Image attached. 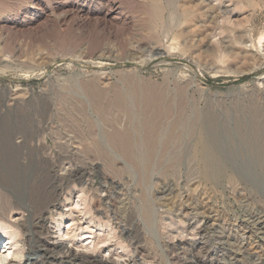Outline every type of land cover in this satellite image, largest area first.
<instances>
[{"label": "rangeland", "instance_id": "374dc122", "mask_svg": "<svg viewBox=\"0 0 264 264\" xmlns=\"http://www.w3.org/2000/svg\"><path fill=\"white\" fill-rule=\"evenodd\" d=\"M200 1L0 0V211L23 222L63 184L69 235L50 210L42 240L77 253L46 255L29 231L26 258L4 264H264V0ZM118 91L172 110L149 165L110 145L114 127L143 124L139 104L114 106ZM178 114L191 129L165 145ZM197 139L221 174L195 158ZM70 169L85 178L53 180Z\"/></svg>", "mask_w": 264, "mask_h": 264}, {"label": "bare ground", "instance_id": "6f19581e", "mask_svg": "<svg viewBox=\"0 0 264 264\" xmlns=\"http://www.w3.org/2000/svg\"><path fill=\"white\" fill-rule=\"evenodd\" d=\"M203 1H205V0H201L199 2V5L202 6V4L204 3ZM212 2H213V0H210L209 3H206V5L209 6V5L212 4ZM156 5H157L156 6L157 7V10L156 11L160 15V5L158 3ZM212 18L215 19V17H212ZM263 37H264V35H263ZM131 88H135V86L132 85ZM122 94L123 93H120V91H118V97H117V99L115 101L114 106L119 111L128 113V115H130V114L131 115H134V114H132L133 111L135 110L134 107L137 108V106L139 104V107H138L139 110L137 109V111L140 113V116L142 117V121L141 122L143 123L142 124V127L140 128V126H139V128L140 129H143V131L140 130V131H142V133L139 136L136 133L139 128H138V126L136 124H134L138 128L137 129V128L134 127L135 128L134 129L133 128V126H134L133 123H132V126H127L125 128L122 127V129L115 128V127L113 128V126H112L113 130L110 131V133L108 135V140L110 142V145L112 147H114L115 149H117L122 154V156L124 157L125 160H128V161L133 162V163H136V164L139 163V161L141 160V156L139 154L141 153L142 150H144L146 152V154H147V156L144 157V164H145V166L146 165H149L150 161L153 158V155L155 154V152L157 151V149L159 147V144H160V141H161L160 138L162 136V132H163L162 129L164 127L163 124L165 122V119H167V117L172 113L171 112L172 110H171V108H170L169 105L163 104L164 102L161 103V102L157 101L156 99L150 98L148 96L145 99L140 100L139 103L137 104V106H134L132 108L131 107L132 106V103L129 102L127 100L126 96H123ZM134 102H137V101H134ZM130 103H131V105H130ZM167 104H169V103L167 102ZM96 106H97L98 110L103 115L109 114L106 111V108H104L105 107L104 103L99 102V103H97ZM171 107H173V106H171ZM183 107H182V109H183ZM184 108L186 109V107H184ZM255 108H253V109H255ZM132 109H134V110H132ZM134 113H135V111H134ZM253 113H255V115H256L255 117L258 116L257 112H253ZM180 115H183V114L180 113ZM180 115L178 114L177 117L173 118V120L171 121V123H170L171 128H170V131L168 133V136H167V140L165 142V145H171V144L173 145V144L177 143L178 140H180L183 136H185L186 132L184 134L183 129L182 130L180 129L181 125H185L186 127L189 126V128H190V124L187 125V122L184 119L185 116L182 117ZM136 117H138V116H136ZM141 117H139L140 120H141ZM133 118H135V117H133ZM211 118H212L211 121L213 120V118H214V120H216L215 119V116H213ZM106 119H107V116H106ZM130 119H131V117H130ZM214 120H213V122H214ZM258 120H260V119L258 118ZM108 122H111L112 123V120L110 119ZM255 122H257V121H255ZM193 125L195 126V124H193ZM191 127H193V126H191ZM136 129H137V131H135ZM255 129L256 128H254V130ZM256 130H258V128ZM192 135H194V134L192 133ZM258 136L260 137V135H258ZM262 139H263V137H262ZM262 139H260V140H262ZM260 140H259V143H260ZM196 141H197V145L195 147V158H197L199 161H201L202 158L200 157L201 155L199 156V153L203 152L204 153V161L203 162L206 165V168L208 169V171L211 172V173H213V174H221L223 169H222L221 162H220V160L218 158V155L211 148L205 147L203 145L202 141H200L198 139ZM203 147H204L205 151H203ZM177 158H178V156L176 157V160L175 161H177ZM194 160L196 161V159H194ZM56 167H57V165H56ZM73 173H74L73 172V169H70L69 171H67L65 173L66 176H64L62 178V177L59 176L62 173L58 175L57 172L54 170V174H52L53 175V180L56 181V178H58L59 180L63 181V179H65V180H68L69 183H73L72 182L73 180L75 181L77 179L85 178V177H82L80 175L79 176H76ZM211 173H209V174H211ZM47 184H49V182ZM47 184H46L45 189L43 188L42 193L38 194L37 196H35L33 198V200L31 201V203L29 205L30 208H28V209L25 208L26 210L29 211V216L23 222L9 223V224H7L8 223L7 222L8 220H7V217L5 216L6 213H4V211H2V213H1V211H0V262L2 264H4L6 261L10 262L11 261L10 260V257L11 258H13V257L14 258L15 257L18 258L20 263H21V261H23L26 258L25 257V251L24 250H25V246L28 245L27 243L29 242L28 241L29 240V235H28V232L29 231L32 233V235H35L36 236L35 237L36 239L39 240L40 243H39L38 246H40V249L42 251H44L46 253V255L47 254L54 255V254H57V253H62V254H64L65 259L67 260V262L69 260H72L73 259V255L74 256L77 255V253L75 254L71 248H68V246H67L68 244H64V242L63 243H54L53 245H49L45 240H42V237H44L43 236L42 229L47 227V225H46V221H47L46 214L50 210H55V211L58 212V215L61 217V219L57 221L59 225L63 224V220L66 218V214L63 211H61V206H59V204H57V202H59L60 199H61V197L64 195L63 193L66 191V190L64 191V187H62L63 184L57 185L56 188H53L52 186L49 187V185H47ZM82 187L84 189V186H82ZM68 198L70 199V198H72V196H69ZM81 200H82V198H81ZM84 200L86 201V199H84ZM80 201H76V205L77 206H80L81 205ZM82 202H84V201H82ZM86 203H85V205H86ZM9 207L10 208L7 207L8 209L7 208H4L5 211H9V210L17 209L18 208V206L15 205L14 203L10 204ZM18 209H20V208H18ZM70 215H71V217H70V220L68 221L69 223L75 221L73 215L72 214H70ZM28 223H29V225H28ZM8 228H11L13 230L6 231ZM64 228H65V225H64ZM48 229L46 231H48ZM63 230L65 231V229H63V225H61L58 228V230H56L54 233H57L58 232V233L61 234V232H63ZM68 231H69V229H67L64 233L68 234ZM72 232H70V233H72ZM19 234L24 235V239L22 240V245H19L17 247V249H15V247L17 245V241L15 240V238H16L17 235L19 236ZM56 240H57V238H56ZM36 243H37V241H36ZM133 254L130 257L132 260L134 258ZM81 255H84L85 256V254H81ZM105 256L104 257H101V256L98 257L99 260H97V261H91V258H89V257L86 256L87 261L85 263H88V264H107V263H105L106 261L104 260ZM122 256L123 255H119V258L122 257ZM88 258H89V260H88ZM68 264H70V263H68Z\"/></svg>", "mask_w": 264, "mask_h": 264}]
</instances>
